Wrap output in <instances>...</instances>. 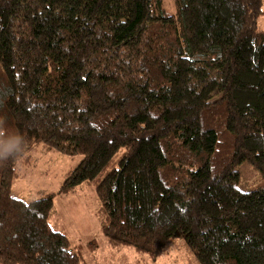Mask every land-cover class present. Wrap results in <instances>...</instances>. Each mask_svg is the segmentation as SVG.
Returning <instances> with one entry per match:
<instances>
[{
	"label": "trees",
	"instance_id": "1",
	"mask_svg": "<svg viewBox=\"0 0 264 264\" xmlns=\"http://www.w3.org/2000/svg\"><path fill=\"white\" fill-rule=\"evenodd\" d=\"M166 3L172 8L167 11ZM263 0H0V264H86L52 228L54 194H12L42 145L81 156L59 193L90 187L110 248L197 264H264ZM224 32L227 46L216 42Z\"/></svg>",
	"mask_w": 264,
	"mask_h": 264
},
{
	"label": "rangeland",
	"instance_id": "2",
	"mask_svg": "<svg viewBox=\"0 0 264 264\" xmlns=\"http://www.w3.org/2000/svg\"><path fill=\"white\" fill-rule=\"evenodd\" d=\"M264 4V0H263ZM168 12L172 8L166 3ZM258 27L264 29V15L257 19ZM216 42L227 46L229 37L220 32ZM30 164L20 167L19 178L12 183V194L24 202H31L48 194H54V214L50 225L65 232L75 245L86 264H197L194 253L182 239L170 240L163 254L152 260L130 248H110L101 233L102 211L93 190L85 185L73 192L59 193L66 173L74 168L81 156L66 157L38 145L31 152ZM237 188L242 192L264 186V178L248 162L237 167ZM57 217V227L53 221Z\"/></svg>",
	"mask_w": 264,
	"mask_h": 264
},
{
	"label": "clouds",
	"instance_id": "3",
	"mask_svg": "<svg viewBox=\"0 0 264 264\" xmlns=\"http://www.w3.org/2000/svg\"><path fill=\"white\" fill-rule=\"evenodd\" d=\"M23 150V137L0 135V161L14 160L23 153Z\"/></svg>",
	"mask_w": 264,
	"mask_h": 264
},
{
	"label": "crops",
	"instance_id": "4",
	"mask_svg": "<svg viewBox=\"0 0 264 264\" xmlns=\"http://www.w3.org/2000/svg\"><path fill=\"white\" fill-rule=\"evenodd\" d=\"M55 212L53 211V214H54ZM53 214H52V216H53ZM51 216V217H52ZM49 224H50V220H49ZM53 225L54 226H56L57 227V217L55 216V220L53 221ZM51 226V225H50ZM52 228H54L53 226H51ZM54 229H56V228H54ZM57 230V229H56ZM59 231H62V230H59ZM63 232V231H62ZM65 233V232H64Z\"/></svg>",
	"mask_w": 264,
	"mask_h": 264
}]
</instances>
